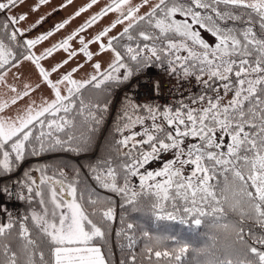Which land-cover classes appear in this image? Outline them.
<instances>
[{
    "label": "snow or ice",
    "instance_id": "obj_1",
    "mask_svg": "<svg viewBox=\"0 0 264 264\" xmlns=\"http://www.w3.org/2000/svg\"><path fill=\"white\" fill-rule=\"evenodd\" d=\"M73 2L63 0L21 28L51 0H36L16 15L9 13L25 0H0V87L12 94L0 95V176L14 172L26 156L89 150L108 110L109 89L159 67L170 78L171 91L181 97L188 92L186 99L174 107L148 102L161 95L162 80L145 86L144 103L125 97L113 155L89 165L93 178L120 195L122 207L146 208L156 220L185 223L191 217L196 226L207 220L223 230L229 241L218 254L215 242L210 244L209 264H264V0H106L71 34L36 54L37 45L98 4L89 0L43 29ZM109 15L114 19L108 26L86 36ZM60 51L64 59L50 69L41 66ZM77 55L87 65L69 69ZM24 62L38 70L42 83L23 82L14 70ZM85 67L89 70L77 78ZM9 74L18 83H9ZM42 85L50 99L32 100L15 116L3 115ZM193 86L199 92L192 93ZM191 140L196 142L186 143ZM166 155L171 158L161 167L147 170ZM67 167L30 168L13 185H0V196L27 206L23 213L0 207V264H115L109 246L112 201L79 187V169L70 178ZM116 235L126 241L119 264H183L190 249L175 235L153 234L130 222Z\"/></svg>",
    "mask_w": 264,
    "mask_h": 264
},
{
    "label": "trees",
    "instance_id": "obj_2",
    "mask_svg": "<svg viewBox=\"0 0 264 264\" xmlns=\"http://www.w3.org/2000/svg\"><path fill=\"white\" fill-rule=\"evenodd\" d=\"M2 15L3 14H0V16ZM201 31L202 37L205 39L203 34L204 31ZM152 68H155V66ZM134 78L135 77L123 84L113 85L111 89H109L106 97H104V99L108 101V110L103 113V121L95 128L89 150L80 152L79 154L59 150L46 151L40 156H26L25 159L19 163L14 172L6 176H0V178H2L0 185H13L17 180L23 179L24 171L43 165H68V167L65 168V172L70 178L75 176L73 169H79L80 174L79 177H77L79 187L92 189L98 194L110 198L112 201L114 218L111 221L109 246L115 264H119V259L121 257L120 245L126 242L122 237H118L116 233L120 232L122 229L126 230V223L129 222L134 223L138 228L149 230L153 234H171L187 242L190 245V249L184 258L183 264H209L213 255V249L210 247V244H212L213 241L215 242L216 254H218L220 248L229 241V235L227 233L218 229L212 223H208L207 220H203L200 226H196L192 222L191 217H188L185 223H180L179 218L172 221L156 220L154 215L146 208L142 211H133L130 205L122 207V197L116 193L100 188L89 170V165L94 166L104 159H111L113 155L111 147L112 142L114 139H119V136L115 133V126L121 115L125 97L130 98L128 93L122 89L130 84ZM199 90L192 93L199 92ZM187 95L184 99H186ZM132 102L137 103L134 100H132ZM134 180L135 178H133V184H135ZM120 183H122V181H120ZM135 185L138 186V184ZM137 190H139L138 187ZM143 199L147 200V197ZM17 202L19 204L17 212L23 213L27 206L22 202Z\"/></svg>",
    "mask_w": 264,
    "mask_h": 264
},
{
    "label": "rangeland",
    "instance_id": "obj_3",
    "mask_svg": "<svg viewBox=\"0 0 264 264\" xmlns=\"http://www.w3.org/2000/svg\"><path fill=\"white\" fill-rule=\"evenodd\" d=\"M81 0H74V6H76ZM63 2V0H51V3L49 4V6H59L61 3ZM140 0H133V3H139ZM36 3V0H25V3L23 4V6L21 7H17L13 12L9 13L12 15H16L19 13H24L27 12L28 9L33 6ZM143 10V9H142ZM41 11L43 12V8L41 9ZM38 18L37 14H30L28 16V22L33 20L34 21ZM114 19V16L109 15L106 18H103L101 21H98L96 25H94L90 30H88V32L86 33V36H92L96 33H98L101 29H103L104 27L108 26L110 24V22ZM33 21V22H34ZM120 27L118 26L117 29L113 30V32L111 33V35H115L120 31ZM205 39L211 43L214 44L215 40L214 38L207 32H203ZM37 35L36 32H32L31 36H35ZM90 50L93 52H96L97 50V45L92 44L90 45ZM40 50L35 51V53L37 54ZM64 57H66V53H64ZM110 54H105L102 57V60L107 61L109 59ZM62 58L58 57L57 58H51V59H45L44 61H41V66L45 67L46 69H50L52 65H54L56 62L61 61ZM77 63H84L87 65V61L85 60L83 55H77L72 62L67 66L69 69L72 67H75ZM89 69L88 67H85V69L79 73L76 74V77L79 78L80 76L84 75V72H87ZM18 73H22L24 76V81L26 83H32L33 86H35L36 83H42L40 80V77L38 76V70L34 68V66L29 63V62H24L19 69L14 70ZM51 79L56 80L57 79V75L53 74L51 76ZM8 82L9 83H18L11 74H9L8 76ZM0 95H3V98L7 99L9 96H11V93L7 92V89L0 87ZM52 97V93L50 92L49 88L47 86H41V88L37 91H34L31 93L29 98H25L22 101H19L17 103V105L15 106H11L10 108L6 109V111L3 113V115L5 116H15L18 112L22 111L23 108L32 100H35V102L37 104H39L42 100L45 99H50ZM230 98V96L228 97V99ZM135 130H139V126H137V128ZM187 142H196L195 140H191V141H186ZM171 158L170 155H166L163 157V160H157L155 162H151L149 165H147V170L151 171L154 169H157L159 167L162 166V163L164 161H166L167 159ZM143 171V170H142ZM138 178H135V184H138Z\"/></svg>",
    "mask_w": 264,
    "mask_h": 264
},
{
    "label": "built area",
    "instance_id": "obj_4",
    "mask_svg": "<svg viewBox=\"0 0 264 264\" xmlns=\"http://www.w3.org/2000/svg\"><path fill=\"white\" fill-rule=\"evenodd\" d=\"M169 77L167 73L159 68H151L146 73L140 75L139 77H135L130 84H128L125 88L122 90L126 91L130 98L134 100L137 103H144L146 100L147 95V88L145 87L147 84H150L153 81L156 80H162L164 82V88L162 90V93L160 96H154L151 100L148 102L164 106H176L177 100L184 98L188 92H184V96L181 97L180 95L176 94L174 91H171V84H169ZM175 81H172V84H174ZM195 84L193 80V85ZM187 87V85H186ZM199 90V87L193 86L191 88V91H197ZM183 91V89H182ZM2 181V178H0V182ZM135 181V180H134ZM0 207H8L9 209L13 211H18L19 204L17 201H9L7 197L0 196Z\"/></svg>",
    "mask_w": 264,
    "mask_h": 264
},
{
    "label": "crops",
    "instance_id": "obj_5",
    "mask_svg": "<svg viewBox=\"0 0 264 264\" xmlns=\"http://www.w3.org/2000/svg\"><path fill=\"white\" fill-rule=\"evenodd\" d=\"M87 2H89V0H81L76 6H74L75 4L73 3L71 7H68L66 9H64L63 11L59 12L58 14L54 15L53 17H51L49 19V21L44 24L43 29H47L49 28L52 24H55L56 22L60 21L62 18H66L68 17L70 14H72L76 9H78L80 6L86 4ZM106 3V0H98V4L95 5L88 13H84L82 14L79 18H76L74 20H72L69 25L66 26V28L64 30H62L59 34L53 35L52 37L49 38L48 41L43 42L40 45H37L36 48L33 50L34 52L37 50H40L37 54H40L41 52H43V50L49 46H51L52 44L58 42L62 37H66L67 35L71 34L73 32V30H75L80 24H82L91 14L97 12L100 7H102L104 4ZM57 7V6H56ZM52 8H55L54 6H50V7H46L43 8V12L40 11L39 13H36L37 16L42 15L43 13L50 11ZM147 7H145L143 11H147ZM13 15V13H12ZM29 20V19H28ZM28 20L21 22V24L19 25V27L24 28L29 26L33 21H29ZM41 29V30H43ZM32 35V33H31ZM60 57L62 59H64V54L63 51H60L58 53H54L53 57L47 58V59H51V58H57Z\"/></svg>",
    "mask_w": 264,
    "mask_h": 264
}]
</instances>
